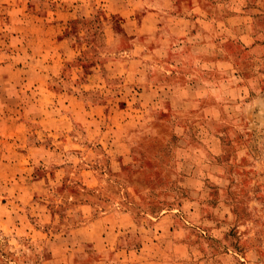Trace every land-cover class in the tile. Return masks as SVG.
Instances as JSON below:
<instances>
[{
	"label": "rangeland",
	"instance_id": "rangeland-1",
	"mask_svg": "<svg viewBox=\"0 0 264 264\" xmlns=\"http://www.w3.org/2000/svg\"><path fill=\"white\" fill-rule=\"evenodd\" d=\"M57 31L0 81V264H264V0H0V61Z\"/></svg>",
	"mask_w": 264,
	"mask_h": 264
},
{
	"label": "crops",
	"instance_id": "crops-1",
	"mask_svg": "<svg viewBox=\"0 0 264 264\" xmlns=\"http://www.w3.org/2000/svg\"><path fill=\"white\" fill-rule=\"evenodd\" d=\"M147 14L148 12L146 13V16ZM65 21L66 20L56 22L55 20L46 19V22H44V24L47 26H53L55 23L60 26L63 24L62 31H65V27H66ZM12 22L13 20L10 21V23ZM57 33H59L60 36L56 38L51 37L49 33L44 34L41 32L40 36L39 34L36 33L35 38L37 41L36 43H34L36 45H34V47L33 46L29 47V45H27V50L30 49V52H28V56H27V51H26L27 59H24V63L21 62L20 64L14 65L12 63L13 61H10L9 58H7L6 60H1L0 61V81L3 80L2 73L9 72L13 74L15 78H17L16 82H13L12 84H31L33 87L34 84H41L43 82L44 83L47 82L46 78L48 77L50 78V73H54L55 67H57L56 71L60 69V67L57 66V61H58V58H63V56L66 55L65 53L67 51V47H66L67 43L69 46V44H71V41L74 42V39H71V37L65 34L62 35L61 31H57ZM17 36L18 35H15V38H17ZM13 55L19 56L18 52L14 53ZM20 57L22 58V56ZM21 58L19 60H21ZM74 71H75V74L73 73L72 77H79L78 76L79 68L75 67ZM86 76H90V75H86ZM2 85L4 84H0V87H2ZM7 85H10V83ZM5 94H7V92H5ZM2 99H4V97H0V103H2ZM6 99H11L10 95H8ZM18 106H19L18 108H22V111L24 113V110L26 109V105L19 104ZM13 115L6 114L5 116L4 114H0V122L5 121L7 119H9L10 121L15 120V124L17 125L16 117H14ZM3 125L4 124H0V127L1 126L3 127ZM5 145H7V147L10 148L9 144H5ZM37 147H38L37 148L38 150L40 148L42 149L41 151L44 150V147L41 145H37ZM4 149L8 151L6 148Z\"/></svg>",
	"mask_w": 264,
	"mask_h": 264
}]
</instances>
